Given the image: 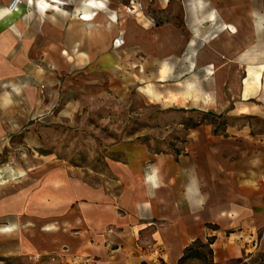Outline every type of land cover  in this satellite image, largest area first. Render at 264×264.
<instances>
[{
  "label": "crops",
  "instance_id": "0c3cea01",
  "mask_svg": "<svg viewBox=\"0 0 264 264\" xmlns=\"http://www.w3.org/2000/svg\"><path fill=\"white\" fill-rule=\"evenodd\" d=\"M11 1L0 0V150L84 75L126 59L153 61L149 94L165 99V85L185 86L170 97L195 124L179 152L143 148L109 165L112 181L52 165L39 180L3 186L0 223L12 246L0 255L179 264L213 238L212 264H249L264 245V0H138L136 16L123 0H21L6 14Z\"/></svg>",
  "mask_w": 264,
  "mask_h": 264
},
{
  "label": "rangeland",
  "instance_id": "374dc122",
  "mask_svg": "<svg viewBox=\"0 0 264 264\" xmlns=\"http://www.w3.org/2000/svg\"><path fill=\"white\" fill-rule=\"evenodd\" d=\"M138 4V0H123L120 9L136 16L141 13L134 8ZM167 13L165 20H169ZM122 37L120 31L114 40L115 50L121 51ZM152 62L138 67L135 60H120L112 72L84 75L77 91L65 93L64 98L55 100L54 108L38 114L28 135L20 134L11 146L0 150V192L11 181L41 179L52 165L72 177L101 184L113 180L109 165L125 163L131 151L145 148L152 153H166L183 149L187 128L195 122L186 118L184 109L172 104L175 97L170 96H185V86L165 85V99L153 91L145 92L143 88H151L154 83ZM201 80V76L194 80L195 99L202 97L197 87ZM40 95L44 97V93ZM63 102L67 108L64 113ZM6 227L0 223V250L12 246L7 234H2L10 231ZM193 248L202 254L207 251L200 243ZM0 264L49 263L37 257L0 255ZM182 264L209 262L193 256ZM249 264H264V245Z\"/></svg>",
  "mask_w": 264,
  "mask_h": 264
},
{
  "label": "trees",
  "instance_id": "16d2710c",
  "mask_svg": "<svg viewBox=\"0 0 264 264\" xmlns=\"http://www.w3.org/2000/svg\"><path fill=\"white\" fill-rule=\"evenodd\" d=\"M213 242V238H209L208 239V243L207 244H203L201 242H196L195 244L197 243H200V247L202 248H205L207 250L206 253L202 254L200 253L199 251L197 250H194L193 246L191 247H188L186 250H185V253H184V256L181 258L179 264H182L184 261H186L187 259H189L190 257H199V258H203L204 260H208L209 264H212V261H211V255H212V250L209 248L210 244H212ZM143 264H146V263H143Z\"/></svg>",
  "mask_w": 264,
  "mask_h": 264
},
{
  "label": "built area",
  "instance_id": "2783aa9c",
  "mask_svg": "<svg viewBox=\"0 0 264 264\" xmlns=\"http://www.w3.org/2000/svg\"><path fill=\"white\" fill-rule=\"evenodd\" d=\"M21 4V0H12L9 4L8 7L11 11H17L19 5Z\"/></svg>",
  "mask_w": 264,
  "mask_h": 264
},
{
  "label": "bare ground",
  "instance_id": "6f19581e",
  "mask_svg": "<svg viewBox=\"0 0 264 264\" xmlns=\"http://www.w3.org/2000/svg\"><path fill=\"white\" fill-rule=\"evenodd\" d=\"M46 5H48V4H46ZM11 12H13V11H11L8 6H7V9L4 10V13H6V14L11 13ZM85 19H87V18H85ZM45 229H47V227H45Z\"/></svg>",
  "mask_w": 264,
  "mask_h": 264
}]
</instances>
